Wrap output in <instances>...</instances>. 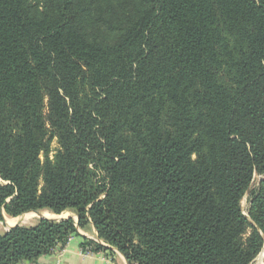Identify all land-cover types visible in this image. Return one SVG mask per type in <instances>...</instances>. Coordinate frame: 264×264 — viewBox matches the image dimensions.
<instances>
[{
  "label": "trees",
  "instance_id": "16d2710c",
  "mask_svg": "<svg viewBox=\"0 0 264 264\" xmlns=\"http://www.w3.org/2000/svg\"><path fill=\"white\" fill-rule=\"evenodd\" d=\"M263 172L264 0H0V221L77 217L0 233V264L89 226L129 264H251Z\"/></svg>",
  "mask_w": 264,
  "mask_h": 264
},
{
  "label": "crops",
  "instance_id": "0c3cea01",
  "mask_svg": "<svg viewBox=\"0 0 264 264\" xmlns=\"http://www.w3.org/2000/svg\"><path fill=\"white\" fill-rule=\"evenodd\" d=\"M89 228L90 232H79L80 236H73L64 245L57 244L50 254L40 257L37 262H21L19 264H129L121 253L98 240L92 226ZM83 240L98 242L105 249L97 252L84 249L82 247Z\"/></svg>",
  "mask_w": 264,
  "mask_h": 264
},
{
  "label": "rangeland",
  "instance_id": "374dc122",
  "mask_svg": "<svg viewBox=\"0 0 264 264\" xmlns=\"http://www.w3.org/2000/svg\"><path fill=\"white\" fill-rule=\"evenodd\" d=\"M59 150V146L57 144V140L56 138H54L51 143H50V152H49V158L50 159H53L54 155L56 154V152ZM40 159L41 161L44 160L43 158V155L40 156ZM264 179V172L263 173H255L254 176H253V179H252V182L247 190V192L245 193L244 197L242 198L241 202H240V207H241V211L243 213V215L249 220V217H248V213H249V206H250V201L252 199V194L253 192L258 188V185L259 183ZM50 213L48 211H41L40 214L42 213ZM30 213V212H29ZM27 214V213H26ZM51 214V213H50ZM25 215V214H23ZM21 215V216H23ZM53 215V214H51ZM20 216L16 217V218H10L8 216H6L4 213H3V220L0 221V233H3L7 230H10L11 227L13 226H27V227H30V226H33L37 223V221L40 219L39 216L37 215H34L24 221H18L16 222V224L12 225V226H9L7 224V220L8 219H18ZM69 217H73L76 221H77V217L72 213V212H65L61 215H55L53 217H47V218H58V219H67ZM250 223H252L250 220H249ZM79 232H90V228L89 227H86V229L84 230H81L79 229L78 230ZM250 233V229H248V231L245 233L244 237L246 238ZM73 238V236H70L66 241H69V239ZM65 241V242H66ZM263 246H264V242H263ZM262 246V248H263ZM262 250V249H261ZM261 252V251H260ZM260 254V253H259ZM259 254L256 256V258L253 260V262L251 264H256V261H257V258L259 256Z\"/></svg>",
  "mask_w": 264,
  "mask_h": 264
},
{
  "label": "bare ground",
  "instance_id": "6f19581e",
  "mask_svg": "<svg viewBox=\"0 0 264 264\" xmlns=\"http://www.w3.org/2000/svg\"><path fill=\"white\" fill-rule=\"evenodd\" d=\"M34 215H36V214L32 212V213H27V214H25L23 216H20L18 219H8L7 220V224L9 226H12V225L16 224V222L24 221V220H26V219L34 216ZM42 215L44 217H53V216H55V215H51L50 213H47V212L42 213ZM256 264H264V246H263V248H262V250H261V252H260V254H259L258 258H257Z\"/></svg>",
  "mask_w": 264,
  "mask_h": 264
},
{
  "label": "water",
  "instance_id": "95a60500",
  "mask_svg": "<svg viewBox=\"0 0 264 264\" xmlns=\"http://www.w3.org/2000/svg\"><path fill=\"white\" fill-rule=\"evenodd\" d=\"M33 213H35L37 216H39L40 219H54V220H61V219H58V218H47V217H44L42 214H40L39 211H37V212H33ZM13 227H15V226H13ZM13 227H11V228H13ZM8 231H9V230H8Z\"/></svg>",
  "mask_w": 264,
  "mask_h": 264
}]
</instances>
